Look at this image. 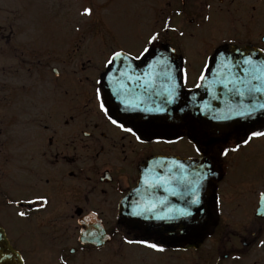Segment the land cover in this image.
Segmentation results:
<instances>
[{"label":"flooded vegetation","instance_id":"af4514ba","mask_svg":"<svg viewBox=\"0 0 264 264\" xmlns=\"http://www.w3.org/2000/svg\"><path fill=\"white\" fill-rule=\"evenodd\" d=\"M60 3L66 22L58 24L64 27L48 41L17 27L6 36L0 28V52L15 59L8 70H1L14 79L0 85V227L24 257L23 264H60L61 257L67 264H133V250H122L124 238L165 248L163 253L149 250L156 253V263L140 258L134 264H264V246H258L264 239V219L254 214L264 193V138L227 158L218 155L247 133L264 130V116L216 130L202 125L189 106L170 120H156L121 115L105 101L113 118L137 131L145 141L141 144L111 125L94 102L96 87L104 98V75L112 65L99 64L112 50L138 55L146 36L168 18L177 31L162 35L151 54L131 61L146 64L156 53L175 48L179 68L200 62L187 69L186 83L179 75L182 99L190 101L198 92L194 85L205 59L233 47L264 48V0ZM84 8L93 9L92 15H82ZM177 10L181 15H175ZM214 62L210 60L206 73ZM157 137L161 142H153ZM157 156L209 163L216 178L202 195L199 215L179 191L175 208H187L190 216L138 228L122 216L121 203L137 187L143 165ZM34 193L47 195V207L25 220L16 217L21 208L8 200L30 199ZM217 196L223 201L219 212ZM161 211L166 217V210ZM94 229L109 239L101 238L97 246L96 237L87 235ZM237 229L250 241L247 248L241 246Z\"/></svg>","mask_w":264,"mask_h":264},{"label":"snow or ice","instance_id":"6c2138e0","mask_svg":"<svg viewBox=\"0 0 264 264\" xmlns=\"http://www.w3.org/2000/svg\"><path fill=\"white\" fill-rule=\"evenodd\" d=\"M93 13V9L84 8L82 11V15L91 16ZM175 15H181V12L177 10ZM204 20H209L210 17L204 16ZM168 31L176 32L177 29L172 27L171 18L165 19L162 23V26L155 31H151L147 36L145 43L142 46V49L139 51L138 55L132 56L131 52H125L123 49L120 50H112L111 54L105 59L104 67L107 68L111 64H113L117 59L122 61H128L131 59L141 60V58L146 55L151 54V46L155 45L161 38L162 35H166ZM180 36H183L184 33L180 32ZM169 52L175 53L176 49L171 48L168 49ZM239 52V49H236ZM261 53H264V48L259 49ZM215 59L217 62V68L219 72L215 75V77L209 82L211 86L221 85L224 89L225 96H234L239 97V101L236 105L227 104V113L229 115H222L218 117H214V119H228L231 116H249L254 114L258 109L264 110V60L256 61L251 55L241 56V59L232 61L230 56H226L224 53H218L215 57L205 59L203 61V68L201 69L199 76L197 77V83L194 85L199 88L203 85V81L205 80V73L210 68V60ZM156 66H163L165 69L162 73H154L151 70L154 67V63ZM153 61H150L147 64L148 72H144L141 75L135 76V80L140 88L143 89L146 94L150 89L153 88L154 85V77L158 75H163L169 82V87L165 89L167 102L171 103L176 96V89L181 85L176 83V76L173 75L172 66L169 63L167 57L163 55H153ZM129 69H131V65H127ZM180 79L186 83L188 78L187 69L180 67L176 70ZM111 75V73H109ZM132 76H129V81L132 80ZM101 80H96V84L99 85ZM159 95V93H157ZM213 99H216L213 96ZM247 100V103H245ZM94 102L96 108L99 113H102L103 116L108 120V122L119 129L121 132L128 133L131 137L135 138V140L141 144L145 143L142 137L137 133V131L133 127L125 126V124L119 122L116 118H113L109 114V109L106 106L105 100L103 98V93L100 87H96L94 90ZM123 103L128 106L127 101H123ZM145 111H163L162 108H146ZM87 135V134H86ZM257 138H264V130L251 131L246 134V138L242 137L239 143H236L234 146L223 147L218 151V155L220 157L227 158L231 153L238 152L243 146H248L251 141ZM179 139V138H178ZM153 142L159 143L161 142L160 138L157 137ZM167 143H172V141H164ZM194 148H196L197 154L200 153V149L194 144ZM163 162H157L156 165L151 169H145L143 175L139 177L138 183L141 187L135 189L136 194L143 199L146 196L150 195L151 190L160 187L161 185H175L183 190V195L188 197L187 203L189 206L191 205H199L200 204V191L202 187V183L205 179H207L208 175H214L212 172H204L205 168H210V165H206L201 163L199 165V169L194 170L191 174L188 173L187 168L183 163L178 161H174L173 164L169 165V171L165 175H161L159 173H154V169L159 167ZM165 191L170 192L172 195H180L175 188L168 187L165 188ZM8 204L14 207H20L21 210L15 211L14 215L21 220L28 219L33 212H39L44 210L49 204V199L47 195L42 193H34L30 199H9ZM223 201L220 196L215 198V210L219 212L222 208ZM27 207L28 210H24ZM156 203H150L148 201H144L141 203L137 202L136 208L139 211L134 210L133 215H142L144 212H153L156 210ZM169 215L166 217H155L157 219H174L176 216L188 217L191 215V212L188 211L187 208H169ZM254 214L262 219H264V193L260 194V198L258 201V206L254 209ZM89 215L95 216V213H89ZM85 222L86 218H85ZM81 234H84V230L81 229ZM240 237L241 246L243 248H247L249 244V240L244 238V235L239 232L235 233ZM87 235L96 237L97 246L99 245V240L109 239L106 236H103L102 233H98L97 230H90ZM254 236L255 233H252ZM81 243H84L81 240ZM124 243L129 245H140L144 248L150 249L154 252L163 253L165 248L162 244L151 242L148 240H130L124 238ZM258 246H264V239L259 240ZM74 251V249H73ZM221 255H224L223 253ZM233 259H240L239 256L233 257ZM24 257H17V264H23ZM60 264H67V261L61 257Z\"/></svg>","mask_w":264,"mask_h":264},{"label":"water","instance_id":"95a60500","mask_svg":"<svg viewBox=\"0 0 264 264\" xmlns=\"http://www.w3.org/2000/svg\"><path fill=\"white\" fill-rule=\"evenodd\" d=\"M232 48L227 52L219 51L218 53H224L226 56H230L232 61L241 59V56L251 55V57L256 60H264V55L259 51L254 49L251 52L245 51V49ZM217 53V55H218ZM155 55H163L168 58L169 63L172 66L173 75L176 76V83L179 82V73L176 71L179 68L176 56L171 52H158ZM153 61V56L146 64L134 63L131 60L122 61L117 59L111 66L110 70L106 73L104 78V93L105 101L109 107L115 110L117 113L127 116V117H140V116H152L156 120H170L181 112L185 107L190 106L191 110L198 118L199 122L203 125L210 126L217 130L228 129L235 125L236 123H244L246 121L252 120L258 116H264V110L258 109L254 114L249 116H231L228 119H214V117L229 115L227 113V104L236 105L239 101V97L225 96L224 89L221 85L211 86L210 81L219 72L217 68V62L215 60L211 70L205 74V80L203 85L199 87L198 93L192 94L190 96V101L185 102L181 97V86L176 89V96L171 103L167 102L165 89L169 87L170 82L163 76L158 75L154 77L153 88L150 89L146 94L143 89L139 87L135 80V76L141 75L144 72H148L147 64ZM151 70L154 73H162L165 71L163 66H156ZM131 65V69L127 65ZM111 73V75H109ZM132 76V80L129 81L128 77ZM159 93V95H157ZM213 96L216 99H213ZM123 101L128 102L126 106ZM247 103V100H245ZM146 108H162L163 111H145ZM174 161L183 163L191 174L194 170L199 169L201 163L210 165L209 163L199 161L193 162L187 159H180L178 157H155L148 162H146L141 170L140 176L144 174L145 169H151L157 162H163L159 167L154 169V173H159L161 175L167 174L169 171V165L173 164ZM212 172L214 175H208L202 183L200 191V201L204 191H206L209 182H211L216 177V171L213 167L205 168L204 172ZM141 185L137 182V187ZM172 187L175 188L177 192L183 190L175 185H161L158 188L151 190L150 195L141 199L135 189L132 191L131 195L124 199L121 203L122 216L128 218L133 226L141 228L143 225L151 224L156 225L159 221L166 219H157L155 217H162V208H164V215H169L168 209L175 208L177 195H172L170 192L165 191V188ZM148 201L150 203H156V210L153 212H144L142 215H133V211H139L136 208L137 202ZM175 202V203H174ZM203 208L202 202L196 205L198 215ZM130 217V218H129ZM167 220V219H166ZM17 257H20L18 253L9 244L3 229L0 227V264H17Z\"/></svg>","mask_w":264,"mask_h":264},{"label":"rangeland","instance_id":"374dc122","mask_svg":"<svg viewBox=\"0 0 264 264\" xmlns=\"http://www.w3.org/2000/svg\"><path fill=\"white\" fill-rule=\"evenodd\" d=\"M63 6L60 0H0V28L7 36L9 29L23 28L30 37L40 39L42 42L56 37V31L62 29L66 20L61 15L62 10L58 7ZM10 38H13L10 36ZM11 44V43H10ZM7 50V49H5ZM15 59L12 53L0 52V85L2 81L13 80L12 74H3L2 68L8 70L7 66L13 65ZM198 61L186 63L188 70L195 65H200ZM104 68V64H99ZM84 77V76H81ZM4 222V219L3 221ZM122 250H133V264L140 258L149 262H157V255L140 245H129L123 243Z\"/></svg>","mask_w":264,"mask_h":264}]
</instances>
